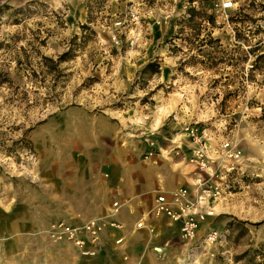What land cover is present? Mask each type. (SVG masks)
<instances>
[{
	"label": "rangeland",
	"instance_id": "obj_1",
	"mask_svg": "<svg viewBox=\"0 0 264 264\" xmlns=\"http://www.w3.org/2000/svg\"><path fill=\"white\" fill-rule=\"evenodd\" d=\"M221 1L0 0V264H72L50 222L89 214L90 176L119 146L134 174L147 138L181 156L184 123L242 151L206 218L222 239L204 251L175 231L179 252L146 245L135 262L264 264V0Z\"/></svg>",
	"mask_w": 264,
	"mask_h": 264
},
{
	"label": "crops",
	"instance_id": "obj_2",
	"mask_svg": "<svg viewBox=\"0 0 264 264\" xmlns=\"http://www.w3.org/2000/svg\"><path fill=\"white\" fill-rule=\"evenodd\" d=\"M165 139H169V137L163 136V140ZM216 141L214 140V142ZM182 144L183 154L176 156L177 159L176 157L173 159L176 154H167L172 149L171 144L158 142L159 151L155 155L168 160V167L159 168V165L154 164L157 162V158H151V156L149 160L152 163L145 164L144 170L136 172V174L133 171L136 163L129 164L123 158L127 152L126 149L119 146L117 150H113L111 158L106 163L107 166H110V170L103 168L90 176L91 187L87 192L90 212L85 214L82 219L92 215L104 216L108 214L112 208V202L117 200L121 205L117 212L112 215V219L118 221L122 226L121 228L108 227L101 233L100 248L93 256L81 255L76 247L67 244V248L70 247L77 253L71 258L70 263L128 264V261L132 259L133 264H137L135 260L146 254V245L156 247L164 255H174L180 251L181 245H178L179 243L174 238V232L179 233L178 226L170 222L167 217L154 216L148 213V210L153 203L156 191H172L182 184L191 185L194 177L197 176L198 172L191 175L186 167L180 164L189 154L184 141ZM146 148L147 145L143 143V152ZM116 165H118L119 170H117ZM143 215L146 218L145 222L154 227L153 232H149L145 227H134L135 221ZM117 237H122L118 243L115 242ZM62 245L65 244L56 245L58 252L63 250ZM183 246L181 251L185 249ZM157 261L152 264H170V261Z\"/></svg>",
	"mask_w": 264,
	"mask_h": 264
},
{
	"label": "built area",
	"instance_id": "obj_3",
	"mask_svg": "<svg viewBox=\"0 0 264 264\" xmlns=\"http://www.w3.org/2000/svg\"><path fill=\"white\" fill-rule=\"evenodd\" d=\"M232 6L233 0H222L220 3L222 9H230ZM182 133L185 137L184 145L189 150L187 159L197 167L198 174L190 186L182 184L172 191H157L153 206L149 208L148 213L152 211L155 216H166L170 222L178 226L180 237L186 243L197 241L194 248L201 247L205 251L208 245L222 239V231L210 226L206 218L215 214L214 202L223 191L220 178L239 164L242 151L228 138L220 140L213 138L212 132L200 125L184 123ZM155 140V138L146 139L148 147L145 157H151L156 152ZM181 147L176 145V148ZM178 151L176 149V153ZM217 172L220 175L216 174ZM120 205L121 203L114 200L108 214L92 215L80 222L57 218L50 222L47 229L48 236L54 242L73 245L81 255L93 256L100 248L101 233L108 227L121 228L122 225L112 219V215L117 212ZM145 219L144 215L139 217L134 227H145L149 232H153L154 227L146 223ZM201 230L202 233L199 234ZM121 239L122 237H117L115 242L118 243ZM154 249L160 251L156 247Z\"/></svg>",
	"mask_w": 264,
	"mask_h": 264
},
{
	"label": "trees",
	"instance_id": "obj_4",
	"mask_svg": "<svg viewBox=\"0 0 264 264\" xmlns=\"http://www.w3.org/2000/svg\"><path fill=\"white\" fill-rule=\"evenodd\" d=\"M208 21L212 23L213 20H212V18H209ZM73 39H74V38H73ZM210 40H215V41H217V38L210 37ZM73 48H74V47L71 45L69 49H67V50H65L64 52H62V53L58 56L59 60L69 58V57L71 56L70 54H71V51L73 50ZM261 54H262V55H260V56L257 55V57H262V56H264V52L261 53ZM156 71H158V63H157V62H154V61H149V62H147V63L143 66V68L141 69V72H143V73H146V72L154 73V72H156Z\"/></svg>",
	"mask_w": 264,
	"mask_h": 264
},
{
	"label": "bare ground",
	"instance_id": "obj_5",
	"mask_svg": "<svg viewBox=\"0 0 264 264\" xmlns=\"http://www.w3.org/2000/svg\"><path fill=\"white\" fill-rule=\"evenodd\" d=\"M159 250V249H158Z\"/></svg>",
	"mask_w": 264,
	"mask_h": 264
}]
</instances>
